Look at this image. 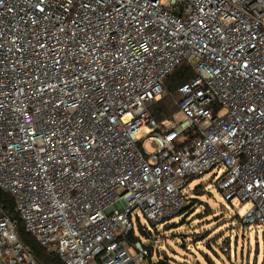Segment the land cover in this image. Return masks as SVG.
Masks as SVG:
<instances>
[{"label": "built area", "instance_id": "2783aa9c", "mask_svg": "<svg viewBox=\"0 0 264 264\" xmlns=\"http://www.w3.org/2000/svg\"><path fill=\"white\" fill-rule=\"evenodd\" d=\"M209 174L264 227V0H0V191L48 253L159 264L141 218L162 225ZM16 229L0 208V264H40Z\"/></svg>", "mask_w": 264, "mask_h": 264}, {"label": "rangeland", "instance_id": "374dc122", "mask_svg": "<svg viewBox=\"0 0 264 264\" xmlns=\"http://www.w3.org/2000/svg\"><path fill=\"white\" fill-rule=\"evenodd\" d=\"M144 145L147 152L154 151L149 141ZM211 176L209 174L192 183L187 206L194 207L188 214L180 215V212L156 228H151L146 219L141 218L143 227L150 228L157 239L151 261L264 264V227H255L258 230L255 232L253 227L245 226L241 217L248 212L250 204H242L238 200L226 202L214 183L208 184ZM198 187L202 188L196 193ZM194 199L196 203L192 202ZM136 233L139 234V229ZM224 248L228 250L224 251Z\"/></svg>", "mask_w": 264, "mask_h": 264}, {"label": "trees", "instance_id": "16d2710c", "mask_svg": "<svg viewBox=\"0 0 264 264\" xmlns=\"http://www.w3.org/2000/svg\"><path fill=\"white\" fill-rule=\"evenodd\" d=\"M192 77L193 72L186 63L180 64L172 72V74L168 76L164 83L168 95L166 97H162L154 101L153 105L150 108V114L154 119H156L159 123H162L165 120H169L172 118V116L178 110L176 106V100L179 97L177 90L182 84L190 80ZM195 180H193V182ZM207 182L208 184L213 183V181L211 180H208ZM199 188L202 187H198L196 193L199 192ZM192 202L196 203L197 201H195L194 199L192 200ZM193 207L194 206L188 208V206H186L180 215L188 214L189 212H191V208ZM0 208H2L10 218L17 221L16 232L20 242L40 264H63V262L59 259L57 255L53 253H48L36 242V240L30 234L26 232L24 224L21 222L20 218L15 212V204L13 198L2 191H0ZM139 232H141V235H145V231L143 229L139 228ZM158 263L170 264L167 263L164 259L160 260Z\"/></svg>", "mask_w": 264, "mask_h": 264}]
</instances>
